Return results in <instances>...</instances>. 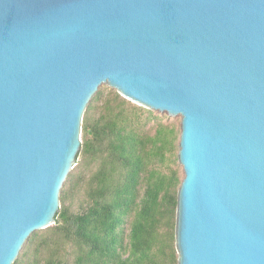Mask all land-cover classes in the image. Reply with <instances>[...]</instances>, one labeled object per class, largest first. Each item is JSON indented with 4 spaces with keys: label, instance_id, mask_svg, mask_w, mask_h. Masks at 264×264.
<instances>
[{
    "label": "water",
    "instance_id": "water-1",
    "mask_svg": "<svg viewBox=\"0 0 264 264\" xmlns=\"http://www.w3.org/2000/svg\"><path fill=\"white\" fill-rule=\"evenodd\" d=\"M103 84L181 117L178 264H264V0H0V264L55 223Z\"/></svg>",
    "mask_w": 264,
    "mask_h": 264
},
{
    "label": "trees",
    "instance_id": "trees-1",
    "mask_svg": "<svg viewBox=\"0 0 264 264\" xmlns=\"http://www.w3.org/2000/svg\"><path fill=\"white\" fill-rule=\"evenodd\" d=\"M179 138L175 120L98 90L55 225L33 232L13 264H178Z\"/></svg>",
    "mask_w": 264,
    "mask_h": 264
},
{
    "label": "rangeland",
    "instance_id": "rangeland-1",
    "mask_svg": "<svg viewBox=\"0 0 264 264\" xmlns=\"http://www.w3.org/2000/svg\"><path fill=\"white\" fill-rule=\"evenodd\" d=\"M99 90L102 91L104 95H106L107 93H109L111 90H114V89L111 88V87H109V86L106 85V84H103V85H101V86L99 87ZM115 91H116V90H115ZM156 113H158V112H156ZM159 114H160V113H159ZM162 115H164V116L170 118L171 120H175V121L180 125V122H181V117H180V116H177V117L172 118V117H169V116H168L167 114H165V113H163ZM53 225H55V223L52 224L51 226H53ZM38 232H43V230H38Z\"/></svg>",
    "mask_w": 264,
    "mask_h": 264
}]
</instances>
